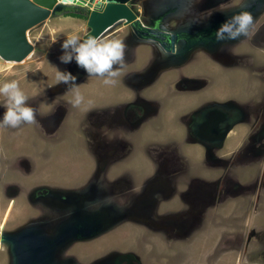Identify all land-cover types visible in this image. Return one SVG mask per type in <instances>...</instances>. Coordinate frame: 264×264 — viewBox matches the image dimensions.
Instances as JSON below:
<instances>
[{
  "label": "rangeland",
  "instance_id": "374dc122",
  "mask_svg": "<svg viewBox=\"0 0 264 264\" xmlns=\"http://www.w3.org/2000/svg\"><path fill=\"white\" fill-rule=\"evenodd\" d=\"M186 1L174 7L184 12L195 0ZM149 3L153 18L164 5L170 11L173 0H132L130 7L139 22L144 17L149 19ZM215 8L213 22L222 23L241 10L250 11L256 24L264 22V0H217ZM66 13L50 16L28 30L33 50L21 62L0 58V85L18 81L29 97L28 103L37 111L35 124L0 128L1 234L16 235L36 228L55 239L68 227L77 232L80 228L91 231L86 237L77 234L55 242L58 246L53 250L54 264L69 261L66 258L70 253L60 258V253L69 247L72 254L76 249L92 247L94 258L99 246L115 247V258L127 256L132 264H264V158L242 160L246 132L242 121H236L224 142L210 148L191 137L190 121L182 117L193 111L185 110V104L190 108L196 106L195 102L200 105L211 100L235 107L248 102L264 104V53L255 50V57L260 59L256 63L249 59L241 65H224L199 52L181 68L164 69L150 85V91L162 100L163 107L169 103L164 109L170 123L161 134L157 131L161 123L156 120L137 128L120 129V135L126 130L134 131L125 148L115 144L117 124L124 122L116 117L124 112L125 102L113 96L124 92L125 87L130 92L128 98L133 96L126 83L128 74L145 66L143 61L146 55L150 57L151 48L139 46L136 59H126L117 83L105 85L102 77L87 76L75 62L60 63L62 40L68 35L85 37L89 31L84 17ZM152 21L156 22L149 19ZM167 22L179 23L175 15ZM123 24L115 23L100 37L122 42L135 38L128 37L130 33L123 30ZM241 47L253 49L247 43ZM239 49L236 47L233 52ZM162 52L177 60V64L190 53L187 49L174 57L171 50ZM58 70L75 74V87L56 85ZM178 71L188 76H208L206 89L189 96L183 89L185 84L179 81ZM77 91L84 99L79 107H73L70 101ZM208 92L211 96H207ZM3 99L0 97V103ZM4 111L0 106V118ZM157 159L169 175L166 173L160 181L164 185L161 192L152 194L151 188L141 185L149 182L153 173L162 176L160 170H154ZM186 160L190 169L172 173L186 166ZM167 165L173 167L165 168ZM98 178L102 180L96 181ZM111 182L120 190L132 187L116 198L122 205L119 209L102 202L107 194L102 187ZM43 188L52 192L53 208L46 219L34 221L31 217L36 208L31 204L42 199L36 193ZM129 196L132 201L125 205ZM125 211L132 213L131 220L126 219ZM114 223L119 224L101 234ZM10 254L11 245L0 240V264H12Z\"/></svg>",
  "mask_w": 264,
  "mask_h": 264
},
{
  "label": "flooded vegetation",
  "instance_id": "af4514ba",
  "mask_svg": "<svg viewBox=\"0 0 264 264\" xmlns=\"http://www.w3.org/2000/svg\"><path fill=\"white\" fill-rule=\"evenodd\" d=\"M180 1H184L187 3L186 0H173L170 11H168V8L164 5V3H162L164 7H160L156 12L158 13L157 17L153 18H150L151 10L153 9V7L149 3V5H147L146 7L147 14L149 16V19L156 20V22H149V19L147 17H144L143 22H139L138 17H136V19H138L137 23L123 22V30L129 31L130 33L128 34V37H135H131L132 39H127L123 42L126 45V59H128V61L130 62H133L137 57V53L140 52L139 46H147L149 47V50L151 48V55L149 58L148 55L145 56L143 62L146 61V64L141 68V70L135 71L132 69L128 74L126 83L132 90L133 96L128 98L130 96V92H128L126 87L124 88V92L122 91L117 96H113L115 97V99L118 98L121 99V102H125V104H122L124 105L122 106V110L124 112L119 115V118L116 117L117 121L124 122L117 124L118 140H116L118 142L116 141L115 144H121V146L126 148V141L131 135H133L132 132H134L126 130L124 131L123 135H120V129H129L134 127L137 128L138 126H142V124L145 122L156 120L160 121L161 123V127L157 129L158 133L161 134L160 131H164L165 127L170 123V119L167 117L166 113L167 110L164 109L169 107V103H164L163 107L162 100L160 102L158 98L154 97L155 94L151 93L150 91V89H152V86L150 85L155 79L161 77V75L163 74L161 72L164 69L181 68L182 66H185L186 64L191 62L195 58V55L199 52L204 53L210 59L224 65H229L231 63L232 65H241L242 62L249 59L253 60L256 63L259 62L260 59L255 57V50H259L260 52L264 53V22L255 25V34L251 39L241 37L239 40L217 41L215 38V32L221 25L220 22H213V15L217 11V8H215L217 0H195L192 3L193 6L185 8L184 12L177 10L178 6L174 7L175 5H178ZM160 2L161 1H159V4ZM84 9L87 8L73 6L71 8L57 11L52 16H54L55 14L63 13V11L64 13L71 11L80 12ZM182 9H184V7H182ZM173 15H175L179 23L173 24L167 22V20H169ZM243 43H247L248 45L252 46L253 49L250 48V50L248 51L243 47L240 48V45H242ZM181 44L184 45L182 46ZM172 47H174L175 50L172 51ZM236 47H238V49L240 48L237 53L233 52ZM187 49H189L190 51L189 55L185 58L184 61L180 62L179 64H177V60L169 59L165 56V54H163V52L161 53V51H164L166 53V50H171L172 52L170 53V55L178 57ZM178 51H180V54H178ZM220 52H222L223 54H219ZM220 60H224V62H220ZM260 70L262 71L263 68L260 67ZM178 73L181 74L179 81L185 84V87L183 89L188 92L189 96H196L197 94L195 93L206 89L204 86L208 83V76L204 78L202 76L196 75L188 76L181 73L180 71H178ZM140 78L141 80H139ZM203 80L206 81L203 82ZM207 96H211V92H208ZM212 102L213 101L208 100V102L204 101L200 105H197L195 102L194 105L196 106L190 104V108L188 107L189 104H185V110H193L191 113L186 112L182 116L190 121L189 134L191 135V137L194 138V140H196L197 142L211 148L217 146V144L224 142V140L229 136L232 126L236 123V121H242L243 125H245L246 128L243 144L241 147L242 160L251 158L256 159L257 161L259 159H263L264 104L248 102V104H243L240 107H235L234 105L226 104H222V106H213L215 103ZM119 108L120 106H117L116 110H118ZM234 115L236 116V119H234L235 121L232 120ZM233 121L234 123H232ZM154 130L155 129H153V131ZM246 133L248 134L246 135ZM152 159L153 161H156L154 153L152 155ZM157 161L158 163L154 170H160L162 176L159 173H153L150 176L151 180L149 182H147L146 180V182L141 185L145 189L151 188L152 194L154 192H161L164 185L160 181H163L162 179L167 173V171L164 170V168L161 166V161H159V159H157ZM186 162V166L181 167L180 169L175 170L172 173L178 174L180 170L190 169L191 166L189 160H186ZM172 167L173 165H167L165 168ZM99 174L101 176V172H99ZM98 180H102V178H98L96 181ZM46 187L52 190V188H50L49 186ZM102 188L107 193L104 194L105 198L103 196L104 199H102V202L105 205L114 204V208L116 207L118 209L122 205L117 203L116 198L132 190V187L129 189L127 188L120 190L118 186L116 187V184H114V182L106 183ZM109 190L111 191L108 193ZM78 191L80 192V189H78ZM36 194L42 199H36L34 200V203L31 204V206H35L36 208L33 211V216L31 217V219L34 221H40L41 218L42 220L46 219L51 214V210L53 208V194L52 192L50 193L44 188L39 194ZM131 201L132 196L125 198V205H128ZM125 212H127L126 219L131 220L133 217L132 213L130 211ZM119 223H115V225L111 228L104 229L101 234L108 232ZM75 229L76 228L68 227L64 234L58 235L55 239H50L43 232H40L36 228H28L25 231L31 230L34 233L39 234V236L42 237V242L39 243L40 245L44 246V248L50 249V245H52L50 251L51 257L49 258V260L51 264H54L53 250L55 246H58L55 242L58 243V241H61L62 238L65 241L68 238H71L70 236H75L77 234L86 237L91 233L90 230L85 231L84 229L81 230L80 228L77 232ZM22 232L24 231L18 232L17 235H21ZM5 236L6 234H1L0 232V240H2ZM70 249L72 248L69 247L66 250L62 251V253H60V258H62V255L65 256L66 253H70L66 258L69 261L65 260L66 263L64 264H132L127 256L120 260L116 259L115 256L118 254V251L115 249V247H97L95 250V253L97 255L94 258L91 257V251L93 249L92 247H83L80 249L75 248L76 250L74 249L75 252L73 254L70 252ZM79 256L86 257L85 259H80Z\"/></svg>",
  "mask_w": 264,
  "mask_h": 264
},
{
  "label": "clouds",
  "instance_id": "9594fccd",
  "mask_svg": "<svg viewBox=\"0 0 264 264\" xmlns=\"http://www.w3.org/2000/svg\"><path fill=\"white\" fill-rule=\"evenodd\" d=\"M72 3V0H66ZM109 0H102L103 6L98 4L97 11L102 13ZM256 21L248 10L234 13L221 23L215 32L217 41L239 40L241 37L251 39L255 32ZM60 63L68 65L75 62L76 66L87 76L102 77L105 85H115L117 78L125 67L126 45L120 40H104L101 37L88 35H68L60 43ZM77 76L70 70L56 72V85H76ZM55 86V85H53ZM0 103L5 111L0 118V128H19L23 124H35L37 111L29 103V97L21 90L18 81L12 80L0 85ZM83 96L77 91L70 101L73 107L83 103Z\"/></svg>",
  "mask_w": 264,
  "mask_h": 264
},
{
  "label": "water",
  "instance_id": "95a60500",
  "mask_svg": "<svg viewBox=\"0 0 264 264\" xmlns=\"http://www.w3.org/2000/svg\"><path fill=\"white\" fill-rule=\"evenodd\" d=\"M65 1L0 0V58L21 62L33 50V44L28 38V30L42 23L55 12L71 6L88 9L86 22L89 31L86 36L100 37L120 21L124 23L138 21L130 7L132 0H109L102 13L97 11L98 4L103 6L102 0H77L76 4H68ZM171 50L173 51L174 47ZM213 106H222V104L215 103ZM114 225L115 223L106 229ZM41 240L39 234L29 230L22 232L21 235H6L1 241H7L11 245L12 264H51L49 258L52 245L50 249L44 248L39 243L42 242Z\"/></svg>",
  "mask_w": 264,
  "mask_h": 264
},
{
  "label": "trees",
  "instance_id": "16d2710c",
  "mask_svg": "<svg viewBox=\"0 0 264 264\" xmlns=\"http://www.w3.org/2000/svg\"><path fill=\"white\" fill-rule=\"evenodd\" d=\"M73 7V6H71ZM71 7H68V8H71ZM64 12V11H63ZM87 14H88V9H84L83 11H80V12H68L66 13V15H70V16H73V17H84L85 19H87Z\"/></svg>",
  "mask_w": 264,
  "mask_h": 264
},
{
  "label": "built area",
  "instance_id": "2783aa9c",
  "mask_svg": "<svg viewBox=\"0 0 264 264\" xmlns=\"http://www.w3.org/2000/svg\"><path fill=\"white\" fill-rule=\"evenodd\" d=\"M76 1L77 0H74V1H72V3H68V4H76ZM66 2V1H65ZM67 3V2H66Z\"/></svg>",
  "mask_w": 264,
  "mask_h": 264
}]
</instances>
